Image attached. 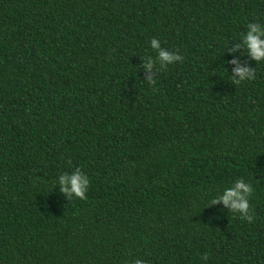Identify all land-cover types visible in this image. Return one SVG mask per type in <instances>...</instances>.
Here are the masks:
<instances>
[{
  "label": "trees",
  "instance_id": "1",
  "mask_svg": "<svg viewBox=\"0 0 264 264\" xmlns=\"http://www.w3.org/2000/svg\"><path fill=\"white\" fill-rule=\"evenodd\" d=\"M248 24L264 0H0V264H264ZM77 170L85 200L60 190ZM239 180L253 222L209 207Z\"/></svg>",
  "mask_w": 264,
  "mask_h": 264
},
{
  "label": "clouds",
  "instance_id": "2",
  "mask_svg": "<svg viewBox=\"0 0 264 264\" xmlns=\"http://www.w3.org/2000/svg\"><path fill=\"white\" fill-rule=\"evenodd\" d=\"M264 30H262L259 24H248L246 35H242L244 45L246 46V55H250L252 59L257 62H264ZM151 47L153 49L160 48L159 42L153 38L151 40ZM238 47H240L238 45ZM159 58L161 61L168 62L169 64H175L176 62H183L184 57L181 55H173L167 51L161 50L159 52ZM236 64L235 76L239 77V80L233 78V83L240 84L244 81H251L255 79L256 70L244 68L239 65L238 61H232ZM149 73L152 72L154 61L152 59H146L143 65ZM149 82L151 81V76H149ZM61 192L67 196L69 199L76 197L81 200L87 199V192L90 186V180L88 176H83L80 170H77L76 174L68 176L63 175L60 177ZM253 187L251 184L245 183L243 180H239L234 188L226 190L222 197L218 199H212L210 201L209 207L220 203L221 201L226 207L232 210V213H238L242 220H247L248 222H253L254 213L249 204V198L253 194ZM217 219V217H214ZM205 261L208 259L207 255L202 257ZM137 264H141L137 261Z\"/></svg>",
  "mask_w": 264,
  "mask_h": 264
}]
</instances>
